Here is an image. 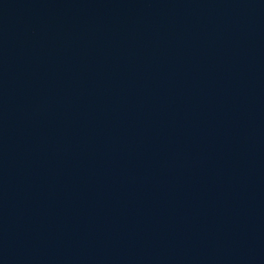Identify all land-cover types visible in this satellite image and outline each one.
Here are the masks:
<instances>
[{
	"label": "water",
	"instance_id": "1",
	"mask_svg": "<svg viewBox=\"0 0 264 264\" xmlns=\"http://www.w3.org/2000/svg\"><path fill=\"white\" fill-rule=\"evenodd\" d=\"M0 264H264V0H0Z\"/></svg>",
	"mask_w": 264,
	"mask_h": 264
}]
</instances>
